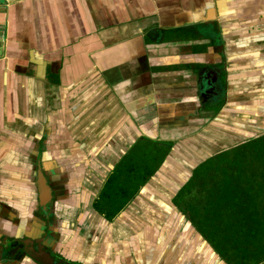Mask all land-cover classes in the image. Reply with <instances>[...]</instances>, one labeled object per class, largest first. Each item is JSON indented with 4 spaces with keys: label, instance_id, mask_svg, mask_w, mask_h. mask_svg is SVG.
Wrapping results in <instances>:
<instances>
[{
    "label": "crops",
    "instance_id": "crops-1",
    "mask_svg": "<svg viewBox=\"0 0 264 264\" xmlns=\"http://www.w3.org/2000/svg\"><path fill=\"white\" fill-rule=\"evenodd\" d=\"M262 135L264 0H0V264H227L173 199ZM143 139L172 145L108 221Z\"/></svg>",
    "mask_w": 264,
    "mask_h": 264
},
{
    "label": "trees",
    "instance_id": "trees-1",
    "mask_svg": "<svg viewBox=\"0 0 264 264\" xmlns=\"http://www.w3.org/2000/svg\"><path fill=\"white\" fill-rule=\"evenodd\" d=\"M172 143L143 139L118 162L94 209L113 221L139 194ZM227 264L264 263V135L197 166L173 199Z\"/></svg>",
    "mask_w": 264,
    "mask_h": 264
},
{
    "label": "rangeland",
    "instance_id": "rangeland-1",
    "mask_svg": "<svg viewBox=\"0 0 264 264\" xmlns=\"http://www.w3.org/2000/svg\"><path fill=\"white\" fill-rule=\"evenodd\" d=\"M207 78V77H206ZM208 80L210 81L209 82V84H210V86H209V88L208 89H205L204 90V93H207V94H210V93H212L213 91H215V78L213 77V75H209V78H208ZM214 94H216L215 92H213ZM213 96H215V95H213ZM226 107V106H225ZM224 108V107H223ZM221 112V114H224L225 112H224V110L223 111H220ZM220 128H222V127H220ZM222 133V132H221ZM223 133H225V132H223ZM232 142H230V144H228L230 147L229 148H233V147H235V146H237V145H239V144H241V143H239L240 141H236V143L234 144V145H232L231 146V144H233V140H231ZM228 145H227V147H228ZM226 147V146H225Z\"/></svg>",
    "mask_w": 264,
    "mask_h": 264
},
{
    "label": "flooded vegetation",
    "instance_id": "flooded-vegetation-1",
    "mask_svg": "<svg viewBox=\"0 0 264 264\" xmlns=\"http://www.w3.org/2000/svg\"><path fill=\"white\" fill-rule=\"evenodd\" d=\"M43 239V238H42ZM39 242L41 241V238L40 239H37ZM22 241H24V243H23V245H27V251H29L30 249L33 251V249H32V244H34V242L33 241H35V240H33V239H31V240H22ZM37 241V242H38ZM46 240H44V242H45ZM27 242V243H26ZM35 245V244H34ZM47 249H49L50 250V248L48 247ZM30 252V251H29ZM41 257V256H40Z\"/></svg>",
    "mask_w": 264,
    "mask_h": 264
}]
</instances>
